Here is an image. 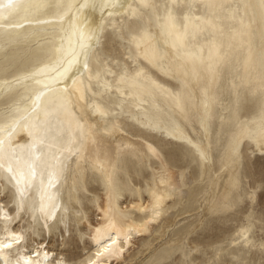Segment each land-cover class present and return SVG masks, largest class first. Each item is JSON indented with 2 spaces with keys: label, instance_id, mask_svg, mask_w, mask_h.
I'll list each match as a JSON object with an SVG mask.
<instances>
[{
  "label": "bare ground",
  "instance_id": "obj_1",
  "mask_svg": "<svg viewBox=\"0 0 264 264\" xmlns=\"http://www.w3.org/2000/svg\"><path fill=\"white\" fill-rule=\"evenodd\" d=\"M94 2L96 6H93V0H87V6L80 7L86 0H14L21 7L10 10L6 6L8 0H0V46L4 45L0 50L36 42L37 46L31 53L43 52L39 62L10 76H0V123L3 122L2 114L5 112L10 111L17 117H23L10 137L7 128L0 134L5 140L3 162L7 164L9 158L14 157L11 160L13 169L22 171L30 180L27 185L23 182L17 185L12 180L19 199L15 211H8L0 200V240L7 236L5 228L8 232L22 233L24 237L20 245L0 254V264H4L3 257L12 261L18 256L30 255L41 241L45 243V240L38 239L36 226L49 237L50 227L58 213L52 222L51 219L47 221L48 229L44 227L45 215L52 204H58L55 201L58 200L57 193L61 186L51 189L48 180H44L55 173V184L57 177L62 175L63 143L64 146L68 143L73 132V139L84 133L85 124L77 123L78 116L84 118L90 129L87 155L106 181L112 183L113 162L123 154L116 143L120 139L133 143L136 153L146 156L150 153L160 161L152 169L157 176V184L149 189L147 203L138 199L115 210L111 194L105 193V201L96 206V220L94 223L86 222L85 225L93 253L82 261L69 262L117 264L126 261L124 256L132 247L133 235L145 236L152 241L158 230V235H162L181 215L196 213L200 209L210 177V169L201 149L190 139L186 143L191 146L199 166L196 173L192 170L187 176L162 160L149 142L157 138L152 132L164 128L166 135H169L166 126L171 122L186 123L188 110L192 107L194 109L198 102L203 112L211 111L214 104L213 90L220 70H235L240 57L245 74L251 75L253 81L264 78V0H167L168 6L163 10V17L157 11L156 0H147L148 7L143 6V0H118L115 7L103 9L99 6L102 0ZM183 6H186L188 12L184 24L179 26L174 19L173 8ZM195 7L199 9L194 10ZM199 10H204L207 16L196 13ZM108 12L113 15H108ZM143 12L149 14L156 28L153 31L143 30L133 36V45L138 54L135 59L139 67L130 71L122 63L121 72L110 81L108 77L112 72L102 53L104 33L117 29V20L121 19L122 23L123 18L128 21L130 15L139 16ZM223 13L229 19L226 25L216 19V14L220 18ZM77 30L93 37L86 41L91 45L85 49L88 52V68H81L84 56L79 55L78 61L73 63L65 75H57L55 66L62 59H70L73 51H81ZM156 31L159 32L168 57L162 56L157 48ZM253 41L258 45L257 51L252 49ZM58 48L61 51H57ZM165 58L169 63L168 70L159 66ZM63 66L66 67V63ZM37 68L45 70L33 75ZM154 70L166 77H177L181 83V93L159 82L150 72ZM39 91H44L45 95L39 102L40 107L32 111L34 97ZM87 93L93 100L91 105L86 101ZM9 96L8 104L4 103V99ZM116 108H125L121 112L128 114L132 130L139 134L135 140L117 124L109 121V116L114 114ZM93 126L98 128L95 139ZM262 131L256 139L260 148L264 145V129ZM46 136L47 139L39 147ZM34 154H39V159ZM29 163L35 167L34 179L28 177ZM0 170L7 172L4 168ZM39 177L42 179L39 180ZM36 181L39 185L31 188ZM237 181V165L227 159L208 192L207 205L203 209L205 215L213 211L215 198L219 194L223 199L228 198L236 189ZM19 189H24L22 195ZM37 203L39 212H35L38 209ZM42 203L44 213L40 211ZM128 208L146 215L139 220L121 216V212H126ZM9 216L10 219L7 218ZM192 223L184 221L176 225L170 242L181 240ZM112 239L116 241L114 244L110 243ZM46 245L53 253L49 245ZM107 245H110L108 251L104 252V246ZM98 252H103V255L97 256ZM55 255L49 259H55ZM39 259L44 258L41 256Z\"/></svg>",
  "mask_w": 264,
  "mask_h": 264
},
{
  "label": "rangeland",
  "instance_id": "obj_2",
  "mask_svg": "<svg viewBox=\"0 0 264 264\" xmlns=\"http://www.w3.org/2000/svg\"><path fill=\"white\" fill-rule=\"evenodd\" d=\"M156 2L157 11L163 17V10L168 6L167 0ZM196 9L199 7L194 10ZM187 12L186 6L173 8V16L179 26L184 24ZM196 13L207 16L204 10ZM226 14L223 13L220 18L216 14L217 21L222 25H226L229 20ZM123 19L122 23L121 19L117 20L119 27L114 28L111 33H104L105 37L102 39L103 57L112 72L108 77L110 81L121 72L122 63L130 71L139 67L138 60L135 59L138 54L133 45V36L143 30L153 31L156 28L153 19L146 12L139 16L130 15L128 21L127 18ZM155 36L159 52L168 57L159 32L156 31ZM3 46L1 44L0 47ZM36 46V42H30L0 50V76H10L39 62L43 52L31 53ZM252 49L258 50L255 41L252 42ZM159 66L168 70V60L163 59ZM150 72L163 85L181 93V83L177 77H166L156 70ZM213 95L211 111L203 112L198 102L194 109L192 107L188 110L189 118L186 123L171 122L166 126L169 135L161 128L152 132L157 138L149 141L164 162L187 176L192 170L195 173L198 171L199 162L186 140L190 139L201 149L210 169V177L200 209L191 215H181L160 236L158 230L152 241L145 236L133 235L132 247L124 256L126 261L117 264H264V150L256 141L264 129V78L253 81L251 75L244 73L240 57L235 70H220ZM9 100L10 96L3 102L8 104ZM86 101L88 105L93 103L88 93ZM121 111H125V108H116L114 114L109 116V121L117 124L135 140L139 134L132 130L128 114ZM76 119L77 123L85 124L84 133L73 139V132L68 143L65 146L63 143V173L57 177L54 186H50L51 189L61 186L57 193L58 200L55 201H58L57 218L50 227L49 237L39 231L40 227L36 226L35 229L38 239L45 240L56 257L62 255L69 262L75 263L93 253L85 225L86 222L94 223L96 220V206L105 201V193L111 194L115 210L138 199L147 203L149 189L157 184V176L152 169L160 163L150 153L149 156L136 153L133 143L120 139L116 143L123 154L113 162L112 183L106 181L87 155L89 126L82 116ZM92 130L95 139L98 128L93 126ZM48 133L49 130L46 135ZM46 139L47 136L39 147ZM227 159L237 165L236 189L226 199L219 194L215 198L213 211L205 215L203 209L207 205L208 192ZM3 171L0 170V200L12 212L19 199L10 173ZM48 179L46 177L44 181ZM36 185H39L38 181L31 188ZM37 206L35 212H39V203ZM120 215L139 220L146 213L128 208ZM184 221L193 223L181 240L171 243L175 226Z\"/></svg>",
  "mask_w": 264,
  "mask_h": 264
},
{
  "label": "snow or ice",
  "instance_id": "obj_3",
  "mask_svg": "<svg viewBox=\"0 0 264 264\" xmlns=\"http://www.w3.org/2000/svg\"><path fill=\"white\" fill-rule=\"evenodd\" d=\"M117 3H118V0H102V3L99 6L103 9V8H108V7H115ZM6 6L10 10H15L16 8L21 7L19 3H14V0H8V3ZM85 6H87V0L84 5H80V7H85ZM93 6H96L94 0H93ZM143 6L144 7L149 6L147 3V0H143ZM69 7L71 6L69 5ZM121 7L123 6L121 5ZM128 7L131 8L132 5H128ZM107 14L110 16L113 15L112 12H108ZM60 18L63 19V16H61ZM41 22L46 23L47 21H41ZM17 26L22 27V25H17ZM76 34L78 36V44H79V48L81 51L79 53L73 51L71 54V58L66 61L62 59L61 62L55 66L57 75H60V76L65 75L71 69V66L73 65V63H76L78 61L79 55L84 56L83 68L84 69L88 68V62H87L88 52L85 49L90 48L91 45L87 44L86 41L93 39V37L90 34L86 35L81 30H77ZM57 51H61V49L58 48ZM65 63L67 65L66 67L63 66ZM47 67L48 66L46 65L45 68ZM45 68H37V72L34 73L33 75H38L39 73H42L45 70ZM37 82L39 83V81ZM44 95H45L44 91H39L35 95L32 111H36V109L40 107L39 102L41 101V98ZM98 110H99V106H98ZM20 119H23V117H17L13 115L12 112L10 111L2 114L3 122L0 123V134H3L5 132V129L7 128L8 129L7 135L10 137L12 130H14V128L19 124ZM4 147H5V140L2 138V136H0V168H4L8 173H10L11 179L14 180L17 185H20L22 182L25 183V185H27L28 183H30V180L25 176V174L22 171L13 169L11 160L14 157H10L7 164L3 162L5 159ZM33 147H35V145H33ZM261 148L262 150H264V145H261ZM34 155L36 159H39V154H34ZM35 176H36L35 167L32 163H29L28 177H30L31 179H34ZM54 178H56V174L51 173L48 179L49 186H54V183H53ZM41 183L43 184V181H41ZM19 191L21 192V195H22L24 189H19ZM43 199L44 197L42 195L41 200L43 201ZM49 200H51V197H49ZM56 209H57V205L52 204L51 208L47 210L46 215H45V224H44V227L46 229L49 228L47 221L49 219L56 218ZM40 211L42 213L45 212L43 203L41 204ZM7 218L10 219L11 217L9 216ZM4 231L7 232V236L5 239L0 240V254H3L5 250L12 249L16 245H20L24 239L22 233H18L15 231L8 232L7 228H5ZM115 242H116L115 239H112L110 243L114 244ZM109 246L110 245L104 246V252L108 251ZM53 255L54 254L48 249L46 243L41 241L37 249L34 250L30 255L18 256L12 261L7 260L6 257H3V258H4V264H69V261L63 259V257H56L55 259H49V257ZM100 255H103V252L97 253V256H100ZM41 256H43L44 258L43 260L39 259ZM33 257H36L37 259H33ZM90 264H95V261H91Z\"/></svg>",
  "mask_w": 264,
  "mask_h": 264
}]
</instances>
